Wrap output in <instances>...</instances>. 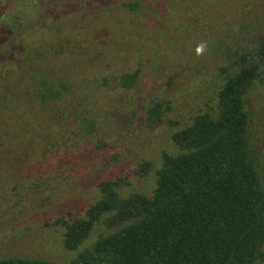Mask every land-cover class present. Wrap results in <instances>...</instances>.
<instances>
[{
  "label": "rangeland",
  "instance_id": "obj_1",
  "mask_svg": "<svg viewBox=\"0 0 264 264\" xmlns=\"http://www.w3.org/2000/svg\"><path fill=\"white\" fill-rule=\"evenodd\" d=\"M132 2L137 6L130 8ZM1 12L0 258L60 264H71L72 252L110 228L98 222L75 250H66L63 226L53 219L81 216L98 197L100 179L124 177V194L149 190L151 175L133 176L136 166L149 159L156 167L159 152L173 149L170 133L214 103L218 70L228 55L264 37V0H10L0 2ZM204 41L207 51L197 56L195 48ZM38 44L50 47L41 49L45 59L37 55L30 63L68 77L61 97L44 106L6 97L11 84L17 81L21 92L37 73L17 78L8 70L21 51ZM132 69L138 73L135 89L109 91L115 76ZM260 70L264 77L263 63ZM263 82L255 81L246 98L254 111L250 143L264 168ZM152 95L169 100L170 107L158 124L145 128L137 108ZM103 109L115 112L120 129L106 117L99 131L84 133L82 113L96 118Z\"/></svg>",
  "mask_w": 264,
  "mask_h": 264
},
{
  "label": "trees",
  "instance_id": "obj_2",
  "mask_svg": "<svg viewBox=\"0 0 264 264\" xmlns=\"http://www.w3.org/2000/svg\"><path fill=\"white\" fill-rule=\"evenodd\" d=\"M49 47L21 51L8 73L17 78L26 73L29 78L37 70L30 62L36 63L37 55L45 59L46 51L41 49ZM262 63L264 37L241 53L228 55L226 65L218 70L222 76L214 103L207 102L170 133L173 149L159 152L156 167L149 159L136 166L133 176L151 175L149 190L124 194L120 188L124 177L100 179L98 197L81 216L53 219L63 226L66 250H75L98 222L110 228L72 252L71 264H255L264 257V182L260 152L250 143L252 110L246 98ZM53 75L52 68L37 71L21 92L17 81L11 84L6 97L37 101L38 106L59 99L68 77ZM137 78V69L124 71L113 78L112 87L108 84L109 91L135 89ZM104 84L102 78L100 85ZM114 101L119 103V98ZM169 107V100L152 95L146 105L137 108L139 125L158 124ZM99 112L96 118L82 113L79 127L84 133L99 131L97 124L106 117L120 129L115 112ZM0 264L60 263L12 255L0 258Z\"/></svg>",
  "mask_w": 264,
  "mask_h": 264
},
{
  "label": "flooded vegetation",
  "instance_id": "obj_3",
  "mask_svg": "<svg viewBox=\"0 0 264 264\" xmlns=\"http://www.w3.org/2000/svg\"><path fill=\"white\" fill-rule=\"evenodd\" d=\"M80 1H81V0H77V3L80 2ZM0 2H1L2 5H7L8 2H10V0H0ZM41 2H42V0H41ZM132 3H134V2H132ZM137 4H138V3H137ZM140 4H141V3H140ZM50 5H51V4L46 5V6L42 7V8L39 9V10L43 11V10H45V9H48L47 7L50 6ZM136 6H137V5H136ZM136 6H134V7H136ZM134 7H130V8H134ZM3 11L6 12V10H3ZM0 18H5L3 12L0 13ZM14 19H16V18H13V17H12V18L10 19V21H13ZM126 19H127V18H126ZM6 23H10L9 20L6 21ZM15 24H16V26H17V24H18L17 20L15 21ZM30 24H32V22H30L29 25H30ZM33 29H34V28H31V31H33ZM17 32H18V31H17ZM37 47L40 48V47H42V45L38 44ZM8 49H10V48H8ZM8 49L5 48L3 51H4V52H5V51L8 52ZM1 50H2V49H0V51H1ZM244 50H245V49H238V50L236 51V53H239V52L241 53V51H244ZM13 51H14V50H13ZM15 53L17 54V52H15ZM13 56H15V55L13 54ZM13 56H12V57H13ZM263 66H264V63H263ZM44 69H45V68L41 66V67H39V68L37 69V71H39V72H43ZM260 71H261V70H260ZM67 79H68V78H67ZM259 80H260L261 82L264 81V77H263L262 74H259V78L257 79V81H259ZM263 83H264V82H263ZM253 117H254V111H252L250 125H251V123L254 121V118H253ZM258 152H259V151H258ZM260 172H261V173H260L261 180L264 182V168L261 167V166H260ZM96 187H97V183H96ZM89 205H90V204H89ZM89 205H88V206H89ZM88 206H87V207H88ZM85 208H86V207H85ZM90 232H91V231H90ZM89 234H90V233H89ZM61 242H62V240H61ZM262 248H263V250H264V243H263V245H262ZM2 258H3V257H2ZM263 260H264V257H263L262 259H259L255 264H260Z\"/></svg>",
  "mask_w": 264,
  "mask_h": 264
},
{
  "label": "clouds",
  "instance_id": "obj_4",
  "mask_svg": "<svg viewBox=\"0 0 264 264\" xmlns=\"http://www.w3.org/2000/svg\"><path fill=\"white\" fill-rule=\"evenodd\" d=\"M207 48H208V45L206 41L200 42L195 48V54L197 56H202L206 53Z\"/></svg>",
  "mask_w": 264,
  "mask_h": 264
}]
</instances>
